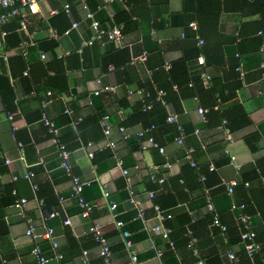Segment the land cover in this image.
<instances>
[{
	"label": "crops",
	"instance_id": "obj_1",
	"mask_svg": "<svg viewBox=\"0 0 264 264\" xmlns=\"http://www.w3.org/2000/svg\"><path fill=\"white\" fill-rule=\"evenodd\" d=\"M37 1L39 12L29 16L25 30L18 29L19 18L13 16L2 23L0 31V53L5 57L0 60V264H38L31 253L34 244L49 258L47 264H56L54 250L62 253V264H103L87 231L92 223L101 226L111 248L113 264H132L131 249L123 243L122 229L130 232L132 249L140 264H198L191 260L186 249L179 251L182 258L178 254L171 257L168 253L171 247L152 230L158 222L153 217L152 205L156 202L170 213L161 224L168 225L169 238L173 231L180 243L184 229H187L184 236L192 228L199 234L206 230L210 212L205 194L210 196L214 210L221 214L231 233L227 242L220 232L214 234L216 228H212L210 243L200 246V254H218L224 264L232 263L227 252L242 254V243L236 240L237 211L230 209L232 201H241L246 204L250 229L259 244L254 256H247L251 261L255 257L256 264H264V68L261 67L264 0ZM65 4H68L67 11ZM86 11L92 12L106 27L121 23L123 45H102L94 41L81 46L91 35ZM191 21L201 24L199 34L209 51L207 69L212 79L209 88L202 84L208 90L198 84L194 88L184 85L192 69L197 68L194 57L200 48L196 42L198 29L189 26ZM73 22H77L75 27ZM22 46L26 57L22 55ZM50 46L51 50L47 49ZM144 51L146 60L128 61ZM41 53L45 54L44 58ZM52 59L64 65L67 88L64 93L48 95L50 90L46 92L44 84L53 75L47 68ZM181 61L195 67L186 70L185 66H176ZM166 63L174 67L167 68ZM27 65L29 72L25 76L23 70ZM169 69L180 90L176 102L167 106V115L178 114V122L186 132L185 145L175 141L173 124L164 125L166 112L157 116L155 111L153 119L158 126L153 134L164 147V153L153 147L140 149L135 133L146 125V120L138 114L139 95L129 91H136L143 84L165 87ZM32 85L39 88L38 97L30 94ZM104 85L114 86L115 90L103 91ZM96 90L100 92L96 94ZM40 98L47 101L45 110L59 125V137L69 151L71 172L81 180L90 181L82 192L84 199L94 205L89 216L81 215L82 208L70 193V176L61 167L58 150L40 119ZM217 98L218 108L208 111V106ZM199 107L206 109L204 114L197 112ZM67 108L71 113L65 112ZM9 112L14 113L12 119L7 117ZM103 114L109 115L112 123L109 138L115 142L114 148L106 146V138L100 131L98 117ZM203 116L208 120H203ZM222 116L226 117L227 124L221 123ZM121 124L131 139L122 138L118 131ZM224 125L231 129L230 142L225 139ZM195 128L199 129L198 134L193 132ZM200 140L204 147L199 146ZM88 142L92 143L90 147ZM190 148L194 149L193 158L200 167L208 163L215 166L206 185L196 178L195 171L188 169L189 160L184 153ZM90 150L92 158L87 156ZM115 155L128 170L136 197L141 200L148 218L146 223L136 217L135 209L127 201L125 177L122 168L116 165ZM230 155L235 158L233 163ZM27 171L33 172L29 179L23 176ZM152 171L164 177L163 184L150 181ZM181 175L182 180L178 179ZM230 180L237 181L231 194L221 182ZM45 184L52 187L51 195L43 189ZM13 189L17 196L27 199L23 208L33 219L35 231L44 233L49 227L53 229L55 248L47 238L32 239L26 234L28 224L13 205ZM149 190L155 191L151 199L147 196ZM39 191L50 203L58 205L59 212L52 211L53 204L49 210L43 209L42 200L37 197ZM103 192L108 195L103 196ZM109 200L117 203L116 218L123 221L122 228L114 223ZM51 213L54 215L50 216ZM65 218L70 223H64ZM83 250L88 251L86 260H83ZM156 250L162 251V255L157 256ZM192 256L197 257L194 253Z\"/></svg>",
	"mask_w": 264,
	"mask_h": 264
},
{
	"label": "built area",
	"instance_id": "obj_2",
	"mask_svg": "<svg viewBox=\"0 0 264 264\" xmlns=\"http://www.w3.org/2000/svg\"><path fill=\"white\" fill-rule=\"evenodd\" d=\"M108 1H114V0H108ZM64 9L67 11L68 4L64 5ZM39 12V6H38V1L37 0H0V31H1V25L2 23L6 22L10 17H18L19 22H18V29L20 30H25L27 26V21L29 19L30 15L36 14ZM85 17L89 19L90 22V29H91V35L88 39L83 40L81 43V46L91 44L92 42L96 41L101 43L102 45L107 44V43H113L117 46H122L123 45V25L121 23H114L110 27H106L101 24V22L95 17V15L90 12L86 11L85 12ZM77 25V22L72 23V27H75ZM189 26L197 30L198 25L195 21L189 22ZM69 30L65 31V33H68ZM4 33V32H3ZM197 38V45L202 46L204 44V40L202 37L199 35L196 36ZM23 44H27V41H24ZM81 48L78 49L80 51ZM22 55L24 57L27 56V52L24 46H22ZM41 58L45 57L44 53H41ZM146 52H142L140 55H133L130 59L131 63H134L136 61H144L146 60ZM1 58H5L3 54L0 53V60ZM196 64L199 66V77L201 78L202 84L206 87L210 83L211 79V74L208 71L207 67H205V58L202 53H200L196 57ZM165 66L168 68L169 64L166 63ZM261 67L264 68V62L261 63ZM109 69H113V66H109ZM236 70H241V65L236 67ZM29 72V66L27 65L25 69L23 70V75H28ZM262 77L264 78V70L262 73ZM101 90L103 91H114L115 87L114 86H109V85H104L102 86ZM100 90H96L95 93L98 94ZM130 94L132 93H137L140 97V102L142 103V110L150 109L152 106L153 100H148L150 98V93L149 91L140 88L136 91H129ZM34 95V92L31 93ZM48 95L51 94L50 91L47 92ZM262 94L264 95V88L262 89ZM164 95V90L162 89H157L156 95L154 97V100H159L162 104L165 103L164 99L162 96ZM218 100L217 98L216 104L213 105V109L218 108ZM47 101H41L40 106H41V121L42 123L47 127L48 133L50 135V141L56 146L58 150V155L60 157V165L61 167L66 171V173L70 176V181H71V195L74 196L79 203L80 207L82 208L81 215L83 217L89 216L91 210L93 209L94 205L84 199L82 196V192L84 187L88 186L90 184V181L88 180H81L79 176L73 174L70 169V164H69V151L66 148L65 144L61 142L60 137H59V125L51 119L45 108H46ZM71 109L67 108L65 109V112L71 113ZM206 109L199 107L197 109V112L200 113L201 115L204 114ZM14 116L13 112H9L7 114V117L9 119H12ZM203 120H205V116H203ZM167 122H174L177 124V131L178 134L175 137V141L179 144H183L184 142V129L183 126L178 122V114L177 113H168ZM226 120L223 119V123H225ZM99 124L102 130L103 135L106 138V146L114 148L115 147V142L109 138L110 132L112 129V123L109 120V115L103 114L99 118ZM154 129V125H150L148 127L142 128L138 130L135 133V136L139 142V148L140 149H147L148 147H153L155 148L159 153H164V147L156 140V138L150 134V132ZM12 130H15V127L12 128ZM224 130V135L225 139L227 142H230L232 140L231 133L228 128H223ZM118 131L122 134L123 139L129 138L131 135L127 131L126 127L124 125H119L118 126ZM199 132V129H195L194 133L197 134ZM12 136L15 137L14 132L12 133ZM19 147L20 150L22 149V143L19 142ZM92 145L91 142L87 143V146L90 147ZM202 147H204V144L202 143ZM193 150L187 149L186 150V155L185 157L189 160V163L191 166H195L196 163L191 157V152ZM225 152L228 154L229 150L227 147L225 148ZM87 156L89 158H92L93 152L90 150L87 152ZM116 156V165L120 166L122 169V173L125 177V186L128 194L127 201L128 203L135 209L136 211V217L142 220L143 223H146L148 218H146L144 214V208L142 205V202L140 199L136 197L135 191L132 187V181L130 176L128 175V170L124 167H122V160L119 158L118 155ZM22 157V156H21ZM230 162H234V156L230 155ZM6 162H9V159H5ZM163 166H167V163H163ZM210 170H214L215 166L214 164L210 163L209 166ZM24 178H31L33 176L32 171H27L24 173ZM13 179H17L16 176L13 177ZM149 179L153 183L157 184H163L165 179L163 176L158 175V172L152 171L149 174ZM200 180H204V176L200 177ZM225 184L227 192L229 194L233 193L234 188L237 185L236 180H230V181H221ZM248 182H244V185H247ZM33 188L36 189L37 185H33ZM13 195H15V199L13 201V205L19 209L20 215L26 219V222L28 224L26 234L31 237L32 239H38V238H47L51 241L52 247L55 248L57 243L53 239V229L51 227L47 228L44 233H37L35 231V227L33 225V219L31 217H28L26 215V212L24 210V205L27 202V199L25 197H20L17 196V192L15 189L12 190ZM107 192H103V196H107ZM155 195L154 190H149L147 191V196L149 199L153 198ZM205 202H206V207L210 213H212V223L210 226H215L218 227L221 231L226 230V226L220 221L218 213L214 210L213 203L210 199V196L208 194H205ZM109 209L111 210L113 216H114V223L116 227L122 228L123 227V221L120 219L116 218V208H117V203L109 200ZM152 209L154 211L153 217L157 219V223L152 226V230L159 233L162 239H164L169 247H173V241L169 238V233L171 231L170 228L165 227L161 224V222L165 218H169L171 215L169 212H166L164 209H162L158 204L153 203ZM230 209L237 211V213L234 216V219L238 225V230L240 233V242L242 243L244 250L246 251V254L252 258L254 254L258 251L259 249V244L255 242V233L250 229V216L247 214L245 211V204L243 202H236L232 201L230 203ZM54 213H51L50 216H53ZM64 223L68 224L70 223L68 218L64 219ZM88 233L92 235V238L97 246L98 250V255L101 257L103 264H113L110 260L111 256V248L108 243V240L106 236L104 235L102 228L100 225L96 223H92L88 227ZM121 236L123 239V243L127 249H131V255H130V261L132 264H140L137 254L134 252L132 249L133 243L131 241L130 237V232L122 229L121 231ZM187 236L190 237L189 242L187 243V246L191 249H193V253L198 256L197 249L195 247V242L196 238L192 236V232L188 231ZM153 247V246H152ZM87 250L82 251V256L83 260L87 259ZM31 253L36 257V260L38 264H47L49 262V258L43 254L41 248L39 247L38 244H34L31 248ZM156 255L160 256L162 255V251L156 250ZM227 257L231 260H236V256L232 251L227 252ZM53 258L56 262V264H62L63 260V255L60 252H57L54 250L53 253ZM198 264L202 263V260L197 261Z\"/></svg>",
	"mask_w": 264,
	"mask_h": 264
},
{
	"label": "trees",
	"instance_id": "obj_3",
	"mask_svg": "<svg viewBox=\"0 0 264 264\" xmlns=\"http://www.w3.org/2000/svg\"><path fill=\"white\" fill-rule=\"evenodd\" d=\"M252 1V0H251ZM254 1V0H253ZM62 14V13H61ZM198 25V24H197ZM202 28L201 24L198 25V31L197 33L199 34L200 33V29ZM201 37L202 35L199 34ZM203 38V37H202ZM204 40V44L202 46H199L200 48L198 49V51L196 52V56L194 57V60H195V65L196 64V57L202 53L203 55H205V67L208 68V65L207 63H209V60H208V47H206V41L205 39L203 38ZM197 42V40H196ZM52 46V45H51ZM51 46L47 49L51 50ZM131 59V57H130ZM128 59V61L130 60ZM208 61V62H207ZM52 62V63H50ZM47 65V68L48 70L50 71H53V75L51 77H47L46 78V81H45V84H44V90L47 92L48 90L51 91V94H59V93H64L66 92V88H67V85H66V81H65V75H64V72H65V68H64V65L62 64L61 61L59 60H53L50 61ZM185 66L186 70H188L189 68H193L195 67L193 64L192 65H187L185 64L184 61H181L179 63L176 64V66ZM174 67V64L173 65H170V69ZM169 69V70H170ZM263 73V71H262ZM190 77L187 79L186 78V81L184 83L185 87L187 88H194L193 86L195 84H198V86L200 85V87L203 89V90H208V88H204L203 85H202V81H201V78L199 77V66L197 65V68H194V70L192 69V71L190 72ZM167 81H166V86L165 87H149L148 84H143L140 86V88H144L145 90L149 91L150 93V98L148 100H153L152 102V106L150 109H146V110H142V103L140 102L139 103V107H138V114L141 115L144 120H146V125L142 128H145V127H148L150 125H154V129L150 132V134H152L154 137L155 135L153 134V131L157 128L158 126V123L156 122V120L153 119V116H154V113L155 111L156 112V115L159 116L162 114H164L165 112V117H164V125L165 126H169L171 127V124L174 125V128H175V131H176V136L178 134V131H177V126H176V123L174 124V122H167L166 121V118H167V106L169 105V103H175L176 100L175 98H178L177 94H178V91L180 90V84L179 82L173 78V75H172V70H170L168 72V75H167ZM211 79H212V76H211ZM210 79V81H211ZM174 85H176V89H174ZM157 89H162L164 90V95L162 96V98L164 99L165 103L162 104L159 100H154V97L156 95V91ZM34 92V96H39V93H40V90L39 88H37L36 86L32 85L31 86V90H30V94ZM171 94L174 96L173 100H171ZM41 99V98H40ZM42 101V99H41ZM41 103V102H40ZM216 104V102H212L209 106H208V111L209 110H213V105ZM179 109H177L178 111ZM41 113V112H40ZM41 115V114H40ZM207 117V116H206ZM41 118V117H40ZM99 118L100 116L98 117V124H99ZM223 119L226 120L225 123H223ZM205 120H208L205 118ZM221 123L223 124H227V119L226 117H223L221 118ZM100 126V125H99ZM224 128H228L229 131H231L230 127H228L227 125H224ZM184 129V127H183ZM196 129V128H195ZM194 129V130H195ZM100 131L102 133V130H101V127H100ZM194 132V131H193ZM184 133H185V136H186V132L184 130ZM103 134V133H102ZM198 134V133H197ZM185 136H184V139H185ZM131 137V136H130ZM127 138L126 140H129L131 138ZM136 137V136H135ZM156 138V137H155ZM199 138V137H197ZM135 139V138H134ZM137 139V138H136ZM135 139V140H136ZM61 140V139H60ZM62 143H64L62 140H61ZM138 142V140H137ZM184 145H185V142H183ZM65 144V143H64ZM66 146V145H65ZM138 146H139V142H138ZM199 146L202 147V141L200 140L199 141ZM67 148V146H66ZM193 149V148H192ZM193 152H194V149H193ZM186 155V150H185V153H184V157ZM191 157L192 159L194 160L193 158V153L191 152ZM195 161V160H194ZM166 162V161H164ZM188 164L187 166L189 167L188 169H191L193 171H195V175H196V178H198L200 180V177L201 176H204V180L200 182L204 185H206V181L208 180V177H210L214 172L215 170H210L209 169V166H210V163H208L207 166H204V167H200V165L195 161L196 165L195 166H191L189 161H187ZM163 164V163H162ZM161 164V165H162ZM182 175L184 174L183 172H181ZM179 176L178 179H181L183 178V176ZM243 184L244 182H247V181H242ZM219 183V182H218ZM45 191H47L48 195H51L52 194V187L49 186V184H45L44 185V188ZM37 197L39 199L42 200V205H43V209H47L49 210L50 208V204H53V210L52 211H58V208H57V204L55 202H51L47 200V196L45 194H43L42 192H38L37 193ZM14 201V200H13ZM241 202V201H240ZM239 202V203H240ZM244 203V202H243ZM155 204H158L155 202ZM245 204V203H244ZM245 211H246V204H245ZM59 212V211H58ZM218 216H219V219L220 221L225 224L222 220H221V214L218 213ZM212 213H208L207 214V217H206V224H207V227H206V230H204V232H202L201 234L197 233L193 228H192V236L195 237L197 239V241L195 242V247H197L198 251H199V254L198 256L195 258L192 256V251L191 249H188L187 247V243L189 242V239L190 237H188L187 235L184 236V234L186 233L187 229H184L183 233H182V238L180 239V243H178V241H176V238L174 236V233L173 231L171 232V236L170 238L173 240V243H174V246L173 248H171L170 250L171 251H168V253L171 255V257H175V254H178L179 256H181L182 258V255L180 254V250L182 249H186V251L188 252V254L190 255L191 257V260L193 262H197L198 260H202L203 263L201 264H224V259H221V257L218 255V254H212V255H207V256H203L200 254V246L203 244V243H210V230L212 231V228H216L214 230V234H216L217 232H220L221 235H223V237L227 238V242H228V234L230 235V227L228 225L225 224L226 226V230L225 231H221L218 227H215V226H210L211 223H212ZM168 227V225H166ZM237 230H238V226L236 227ZM173 230V229H172ZM217 231V232H216ZM219 234V233H217ZM181 235V234H180ZM238 240L240 242V233H239V230H238V235H237ZM230 242V241H229ZM241 243V242H240ZM226 245L228 246V244L226 243ZM243 246V245H242ZM225 252V251H224ZM236 256V260H232V263L230 264H256L255 263V257L253 259V261L250 260V258L247 256L246 254V251L244 250V247H242V254L241 255H235ZM256 256V255H255ZM183 262V261H182Z\"/></svg>",
	"mask_w": 264,
	"mask_h": 264
}]
</instances>
